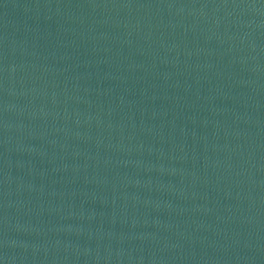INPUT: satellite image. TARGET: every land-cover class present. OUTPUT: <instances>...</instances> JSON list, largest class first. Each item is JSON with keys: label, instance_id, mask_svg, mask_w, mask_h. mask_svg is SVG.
I'll list each match as a JSON object with an SVG mask.
<instances>
[{"label": "water", "instance_id": "1", "mask_svg": "<svg viewBox=\"0 0 264 264\" xmlns=\"http://www.w3.org/2000/svg\"><path fill=\"white\" fill-rule=\"evenodd\" d=\"M0 264H264V0H0Z\"/></svg>", "mask_w": 264, "mask_h": 264}]
</instances>
